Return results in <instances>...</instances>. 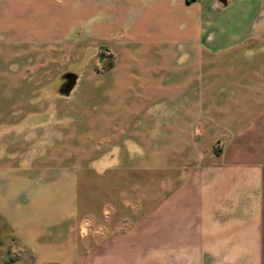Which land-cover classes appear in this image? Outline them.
Instances as JSON below:
<instances>
[{
    "label": "crops",
    "instance_id": "crops-1",
    "mask_svg": "<svg viewBox=\"0 0 264 264\" xmlns=\"http://www.w3.org/2000/svg\"><path fill=\"white\" fill-rule=\"evenodd\" d=\"M9 1L0 0L2 33L9 29ZM144 13L129 37L103 35L123 50L125 64L142 57L170 75L171 60L181 56L202 66L264 45V0H152ZM123 72L108 83V94L144 102L105 107L102 147L103 158L120 160L131 177V195L99 216L91 247L84 241L91 222L78 223L79 230L73 222L76 185L67 175L60 182L69 198L50 206L56 214L23 222L28 232L16 264H264V72L175 74L166 84L154 81L151 70L138 89H117L133 76ZM0 122L19 124L5 116ZM153 171L161 172L159 189L153 193L142 179L145 198L138 199L136 178ZM11 175L2 168L3 186Z\"/></svg>",
    "mask_w": 264,
    "mask_h": 264
},
{
    "label": "rangeland",
    "instance_id": "rangeland-1",
    "mask_svg": "<svg viewBox=\"0 0 264 264\" xmlns=\"http://www.w3.org/2000/svg\"><path fill=\"white\" fill-rule=\"evenodd\" d=\"M151 1H9V29L2 33L6 25L0 27V121L5 116L19 124L2 127L0 122V171L6 167L12 174L6 186L0 177V194L8 190L9 197L3 205L0 202V264L19 260L26 242L21 236L28 232L25 220L52 218L56 209L50 206L69 198L60 182L67 175L71 174L76 185L73 222L76 226L85 220L91 222V236L84 240L91 247L97 244L99 216L114 200L131 195V177L120 169V160L103 158L107 153L102 147L106 141L103 116L105 107L113 110L120 103L132 106L144 99L108 94V83L114 82L115 73L133 75L123 77L117 89L131 84L138 89L151 70L157 74L154 81L166 84L176 81L175 74L188 79L198 72H264L263 44L236 49L227 60L202 66L181 56L171 60L170 75L161 66H149L142 57L125 64L123 50L103 35L129 37L145 18ZM15 9L21 13L25 9L27 15L13 13ZM177 50L182 52V45ZM90 130L95 139L88 134ZM136 179L135 196L139 199L145 198L142 179H147L156 193L162 175L153 171ZM19 226L24 228L19 231Z\"/></svg>",
    "mask_w": 264,
    "mask_h": 264
}]
</instances>
